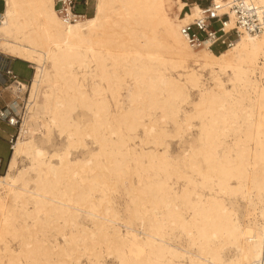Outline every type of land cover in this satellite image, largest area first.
<instances>
[{"label":"bare ground","instance_id":"obj_1","mask_svg":"<svg viewBox=\"0 0 264 264\" xmlns=\"http://www.w3.org/2000/svg\"><path fill=\"white\" fill-rule=\"evenodd\" d=\"M167 1L95 0L91 16L70 20L54 0H2L0 53L32 64L34 72L0 175V238L9 239L0 264H35L39 249L37 264H68L62 257L79 246L96 260L112 255L117 264H258L264 250V29L241 33L217 54L207 42L195 50L181 26L202 9L191 4L178 15L185 5L174 0L176 13L168 17ZM224 1L211 0L217 16L229 15L224 28L230 29L233 16ZM247 1L264 9V0ZM201 71L213 85L192 102L188 91L201 87ZM20 84L10 86L20 91ZM78 108L87 113L86 124L77 119L85 114L73 117ZM193 126L194 143L169 155L164 138L178 139ZM34 132L44 144L55 132L63 145L49 152ZM80 149L89 151L72 157ZM23 160L28 163L20 167ZM128 166L136 174L127 197L136 198L130 215L137 226L112 210L106 195L105 180ZM94 170L84 184L82 173ZM50 223L62 244L47 235L24 240ZM67 224L73 234L64 232ZM10 239L18 240V250ZM229 249L233 258L224 255Z\"/></svg>","mask_w":264,"mask_h":264},{"label":"rangeland","instance_id":"obj_2","mask_svg":"<svg viewBox=\"0 0 264 264\" xmlns=\"http://www.w3.org/2000/svg\"><path fill=\"white\" fill-rule=\"evenodd\" d=\"M200 1H201L200 6L206 7L209 4L210 0H200ZM54 2H56V0H54ZM94 5H95V0H88L87 7L86 8L80 7V8H78V11L82 14V16L89 17L94 12ZM55 9L57 11L59 9H61L60 3L58 4V6H55ZM176 9H177L176 3L174 2V0L167 1L165 3V10H166L165 13H166V15L168 14V17H170V16L172 17L174 15V13H176ZM82 21H83V19H80V21H78L76 23H79ZM63 22H65V21H63ZM65 23H67V22H65ZM68 24H71V23H68ZM72 24H75V23H72ZM213 28L214 29L217 28V24H214ZM198 49H201V48H198ZM223 49L227 50L228 48H226V47H221V48L214 47L212 49V52L214 54H217L220 51H222ZM195 50H197V48H195ZM12 60H13V64H15L13 67V72L17 76V80L20 81V83H21L20 84L21 90L17 91L14 86H10V85H12V83H9V84H7V86L5 88H2L1 92H0V107L1 108H7L8 107V111L10 112V114L14 115L15 118L17 119V124L13 127L7 125V123H6L7 121L0 120V158L2 160V163L0 166V175L5 172L6 165H7L10 153H11V147L19 135L20 126H22V119H23V116L25 113V108H26L27 99H28V95H29V87L31 84L32 74L34 72L32 64L27 63V62H22V61L13 59V58H12ZM189 63L190 62H188L189 68H193L194 70L197 69V67H194L191 63L190 64ZM199 73L201 74V79H200L201 87L199 89H189V91H188L189 95H190V100L192 102L198 101V98H199L198 93H200L204 88L213 85V83H210L211 80H210V78L206 72L201 71ZM171 75H173V77L176 76V74L174 72H172ZM82 83H83V87H85L84 90H88L89 86L91 85V78L89 76H88V78L87 77L84 78ZM22 85H23V87H22ZM225 87H226V89L231 88V86L229 84H225ZM121 93L124 94V90H121ZM183 109L185 111H190L191 108H190V106L187 105V106H183ZM82 113H83V115L85 114L86 116L79 117L77 119L80 120L81 123L86 124L88 121V118H87L88 116L84 110L78 108L77 111L74 113L73 117H77L78 115L81 116ZM196 122H197L196 120L192 121V123L194 125H196ZM26 125L28 126L30 131H33L34 122H33V120H31L30 114L27 116ZM164 128H165L164 130H166V132L168 134H170V133L172 134V126L170 124H167ZM194 129H195V131H194ZM34 133H36V132H34ZM138 133H140V131H138ZM182 134L183 135L180 137L182 140L180 138H178V139L177 138H171V137H169L167 139L164 138V142L168 145L167 151H168L169 155L178 156L181 154V152L183 150H185V149L187 150L188 146L191 143H194L195 138H196V136H195L196 135V127L193 126L191 128V130H187ZM49 138L51 141L44 144V143H41V141L43 140V137L41 136L40 133L37 132L34 135V139H35L36 143L38 145H41L42 147L44 146L43 148L47 149L49 152H51L53 150H58L62 147V145H63L62 141L63 140L60 139V137H58L55 132H53ZM226 141L229 142L230 137L226 138ZM86 142H87V144L91 150L94 149V145H91V141L89 142V140H87ZM88 151H89V149H87V150L86 149H83V150L80 149L78 151H74V152H72V157L86 156ZM122 159L124 160V158H122ZM125 159H127V158H125ZM123 160H121V161L124 162ZM126 161L128 162L130 160L127 159ZM131 162L132 161H130L129 166H132L134 164V162H132V163ZM27 163L28 162L26 160H23L22 162L20 161L19 166L22 167L23 165H27ZM104 163H107V162H105V160H104ZM129 166H128V168L124 167L123 174L122 173H120L119 175L115 174L112 176V178L105 180V182L107 183V185L109 187V190L106 192V195H107L108 199L111 200V204L108 203V205L113 208L112 210L116 209L115 212L117 213V211H118L121 218H126V220H128V221L130 220L129 222L131 223L132 226H137V223H139V220H137V219L131 220L134 217H132L130 215V214H132L130 211H132V209L134 208V205H136V201H135L136 198H134V195H128L129 198L127 197V194L132 192V189L130 188V187H132L131 183H134V185H136V174L133 172L132 168H130ZM128 170H130V171H128ZM94 172H96V170L92 171L88 175L82 173V177L85 178V181H83L84 184H86V182L89 181L90 177H92L93 174L95 175ZM124 173H126V174H124ZM195 177H197V176H195ZM107 197H105V198L107 199ZM11 205L12 204L10 203L9 206H11ZM238 210H239L237 213L238 219H239V221H242L243 220L242 215H243V210H244V208L242 207V204L240 205V208ZM136 220H137V222H136ZM43 225L41 227H37V229H35L36 232L34 233V235L36 234L35 235L36 237L32 234L33 237H31V235H29L24 240L35 243L36 241L40 242V240L44 239L47 236H48V238H50V240H52L53 236H54L57 239V242L62 244L60 234L59 233L57 234V229L53 228L51 223L47 224V225L45 224L44 225L45 227ZM53 226H54V224H53ZM68 226L69 225L67 224L65 226L66 228L64 227V232L66 231L65 233L69 234V231H70V234H73L74 229L70 226L67 229ZM38 229H40V232L38 231ZM121 230L123 231V229H121ZM41 233H43V234H41ZM122 233H124V232H122ZM2 238H0V240H3V241H0V248L1 249L4 245V240L9 241V239H4V238L2 239ZM17 243H18L17 239H10V242H8V245L11 246L13 250H18V247H17L18 244ZM44 244H46V243H44ZM78 249L79 250H77V251L75 250L76 252L70 251V253H68V256L66 255V256L62 257V260H64V262L65 261L68 262V264H74V263H76L77 260H78V262H77L78 264H95L96 262H99V264H117L116 259L112 255L106 256L105 252L102 253L101 260H99V258L96 260L93 257H91L92 250L87 251L88 250L87 248L82 249L81 246H79ZM40 251L41 250L39 249V251H38L39 256L34 257L36 259V260L34 259L35 264L43 261L41 259L43 256L41 255V253H39ZM233 251H234L233 249L226 250L224 252L225 257L226 258H233L234 257L233 255H235V251L234 252ZM232 253H234V254H232ZM40 255H41V258H39ZM77 256L79 258L75 259ZM56 257L57 256H55V257L51 256L50 258L56 261L58 259V257L57 258ZM37 258H38V262H36ZM72 259H73V261L74 260H76V261L74 263H72L73 262Z\"/></svg>","mask_w":264,"mask_h":264},{"label":"built area","instance_id":"obj_3","mask_svg":"<svg viewBox=\"0 0 264 264\" xmlns=\"http://www.w3.org/2000/svg\"><path fill=\"white\" fill-rule=\"evenodd\" d=\"M224 2L233 16V26L230 29L224 28V21L229 19V15L217 16L218 6L212 4L211 0L206 7L198 5L202 9L201 16L181 26V33L192 47H203L205 42L208 43L207 48L210 50L214 47H230L241 33L255 35L264 29V9L258 8L247 0H225ZM59 3L61 5V9L58 10L60 15L75 20L82 16L78 8H86L88 0H56L55 6H58ZM187 10H189L188 7ZM214 24H217L215 29L213 28ZM17 81V76L10 63L0 58V92L7 84ZM0 120L7 121V125L12 127L17 124V119L10 114L8 107H0ZM1 163L0 158V166ZM258 264H264V250H262Z\"/></svg>","mask_w":264,"mask_h":264},{"label":"crops","instance_id":"obj_4","mask_svg":"<svg viewBox=\"0 0 264 264\" xmlns=\"http://www.w3.org/2000/svg\"><path fill=\"white\" fill-rule=\"evenodd\" d=\"M180 1H182L183 3H184V7H182V9L178 12V15H181L184 11H186L187 10V7H189V5H191V4H197V5H199L200 6V4H201V1L200 0H180ZM201 7V6H200ZM3 8H4V6H3V2H2V0H0V16H1V13H2V11H3ZM0 58L2 59V60H4L5 62H9L10 63V66H11V68H12V70H13V67H14V65L15 64H13V60H12V58H10L9 56H7V55H5V54H1L0 53ZM14 59V58H13ZM17 60V59H16ZM20 61V60H19ZM23 62V61H22Z\"/></svg>","mask_w":264,"mask_h":264}]
</instances>
